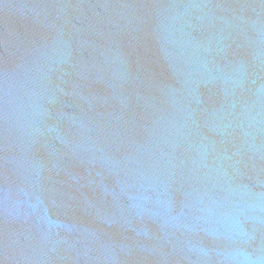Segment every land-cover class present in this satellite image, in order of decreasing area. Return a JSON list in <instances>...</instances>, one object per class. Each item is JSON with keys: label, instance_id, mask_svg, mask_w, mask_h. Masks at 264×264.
I'll use <instances>...</instances> for the list:
<instances>
[{"label": "water", "instance_id": "obj_1", "mask_svg": "<svg viewBox=\"0 0 264 264\" xmlns=\"http://www.w3.org/2000/svg\"><path fill=\"white\" fill-rule=\"evenodd\" d=\"M0 264H264V0H0Z\"/></svg>", "mask_w": 264, "mask_h": 264}]
</instances>
